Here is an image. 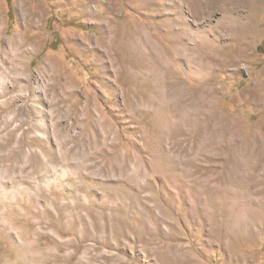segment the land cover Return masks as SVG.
I'll use <instances>...</instances> for the list:
<instances>
[{
	"label": "rangeland",
	"instance_id": "obj_1",
	"mask_svg": "<svg viewBox=\"0 0 264 264\" xmlns=\"http://www.w3.org/2000/svg\"><path fill=\"white\" fill-rule=\"evenodd\" d=\"M0 7V264H264V0Z\"/></svg>",
	"mask_w": 264,
	"mask_h": 264
},
{
	"label": "bare ground",
	"instance_id": "obj_2",
	"mask_svg": "<svg viewBox=\"0 0 264 264\" xmlns=\"http://www.w3.org/2000/svg\"><path fill=\"white\" fill-rule=\"evenodd\" d=\"M1 8V7H0ZM27 19V18H26ZM29 27V26H28ZM23 47V46H22Z\"/></svg>",
	"mask_w": 264,
	"mask_h": 264
}]
</instances>
